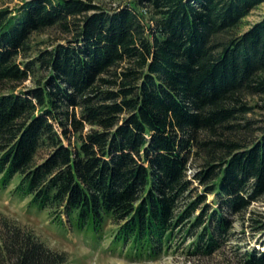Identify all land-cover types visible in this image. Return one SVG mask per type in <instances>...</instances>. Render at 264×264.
<instances>
[{
  "label": "trees",
  "instance_id": "trees-1",
  "mask_svg": "<svg viewBox=\"0 0 264 264\" xmlns=\"http://www.w3.org/2000/svg\"><path fill=\"white\" fill-rule=\"evenodd\" d=\"M262 4L24 0L0 9V193L127 259H158L187 240L191 253H215L232 215L264 194V118H251L264 109V17L245 27ZM241 258L264 264V250ZM69 259L16 221L0 229V264Z\"/></svg>",
  "mask_w": 264,
  "mask_h": 264
},
{
  "label": "rangeland",
  "instance_id": "rangeland-1",
  "mask_svg": "<svg viewBox=\"0 0 264 264\" xmlns=\"http://www.w3.org/2000/svg\"><path fill=\"white\" fill-rule=\"evenodd\" d=\"M105 6H122L134 0H95ZM24 0H0V9L15 7ZM264 17V4L255 8L245 19V27ZM46 35H38L35 41L47 40ZM43 47L47 44L42 45ZM26 81L22 85H29ZM256 113H251V118L256 124L264 118V109L256 108ZM202 158L192 159L188 170L189 177L193 179L196 170L201 167ZM194 193L203 189L198 181L192 184ZM215 194L207 195L206 202L214 203ZM27 199L21 200L12 197L8 192L0 193V229L4 227L6 220L16 221L22 229L33 231L39 240H44L54 250H65L69 253L70 264H242V254L245 250H264V194L240 215H232L233 225L230 228L229 241L211 255L191 253L189 240L179 242L172 251L163 254L158 259L133 260L127 259L117 253L107 251V241L99 247H89L86 242L80 241L78 236L66 234L58 230L47 215V211L36 212L29 208ZM197 211V213H199ZM260 219L262 223L259 229H253L251 224L254 219Z\"/></svg>",
  "mask_w": 264,
  "mask_h": 264
}]
</instances>
